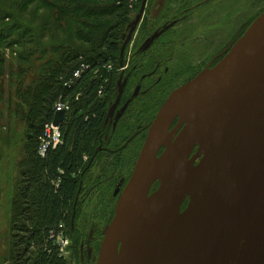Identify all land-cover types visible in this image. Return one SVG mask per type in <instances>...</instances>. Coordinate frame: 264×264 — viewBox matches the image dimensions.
I'll return each instance as SVG.
<instances>
[{
  "label": "water",
  "instance_id": "water-1",
  "mask_svg": "<svg viewBox=\"0 0 264 264\" xmlns=\"http://www.w3.org/2000/svg\"><path fill=\"white\" fill-rule=\"evenodd\" d=\"M146 4L142 0L141 15ZM263 38L264 10L218 63L162 104L96 264H264V62L255 64ZM120 98L121 93L109 117ZM64 116L57 112L54 124ZM156 182L158 189L148 196ZM146 197L152 203L141 247L137 236ZM188 197L185 210L173 218ZM183 231L186 248L176 258L168 253Z\"/></svg>",
  "mask_w": 264,
  "mask_h": 264
},
{
  "label": "rangeland",
  "instance_id": "rangeland-1",
  "mask_svg": "<svg viewBox=\"0 0 264 264\" xmlns=\"http://www.w3.org/2000/svg\"><path fill=\"white\" fill-rule=\"evenodd\" d=\"M17 1L7 3L15 9ZM148 1L142 15L139 7L129 16L117 96L108 106L105 132L84 173L83 193L74 205L71 224L60 227L62 236L54 243L64 247L62 254L68 264H96L113 219L115 196L132 174L148 133L147 124L162 104L211 61L218 63L264 10V0ZM36 8L35 4L25 9L26 20L38 23L35 16L48 15L46 11L33 13ZM19 28L15 26L7 39L20 38L26 30ZM30 42L28 46H33L34 41ZM75 44L79 48L90 46L79 40ZM19 49L17 44L3 47L0 67V264H11L13 236L23 234L15 227L19 221V182L32 143L29 119L34 118V107L40 104L24 90L36 85L34 80L44 70L40 65L54 58L43 55L41 49L28 60L20 59ZM120 93V106L109 117ZM136 132L139 134L132 138Z\"/></svg>",
  "mask_w": 264,
  "mask_h": 264
},
{
  "label": "trees",
  "instance_id": "trees-1",
  "mask_svg": "<svg viewBox=\"0 0 264 264\" xmlns=\"http://www.w3.org/2000/svg\"><path fill=\"white\" fill-rule=\"evenodd\" d=\"M8 1L0 0V67L3 47L13 44L20 46V59L28 60L41 49L43 55L54 56L40 65L44 70L34 80L36 85L24 90L40 104L29 119L32 143L19 182L15 224L23 234L13 236L11 264H68L54 243L60 225L71 224L74 205L83 193L84 173L105 132L108 106L117 96L123 34L141 0L134 9L130 0H18L15 9ZM35 4L33 13L48 14L35 16L38 23L23 16ZM15 26L26 31L8 40ZM75 40L90 46L79 48ZM30 41L33 46H28ZM60 100L71 105L62 125L63 142L55 149L49 144L42 156L40 138Z\"/></svg>",
  "mask_w": 264,
  "mask_h": 264
},
{
  "label": "bare ground",
  "instance_id": "bare-ground-1",
  "mask_svg": "<svg viewBox=\"0 0 264 264\" xmlns=\"http://www.w3.org/2000/svg\"><path fill=\"white\" fill-rule=\"evenodd\" d=\"M255 51H257L255 64L258 67H260L262 65V63L264 62V38L260 39V42H259L257 48H255ZM255 70L256 69H254V71ZM254 81H256V78H254ZM194 184H195V179L192 181H189L187 184L180 186L179 190H186L190 185H194ZM151 203L152 202L150 200H148V198L146 197V199L142 203V206L140 207L139 233L137 236V240H138L139 245H141V243L143 241L144 225H145V222H146V220L150 214ZM179 211L180 210L178 208L174 209L173 218L179 214ZM171 226H173V225H171ZM187 240H188V233L186 231H183L181 234H179V236L175 239V241L171 245V250L169 251L168 254L173 255L176 258H180V256L183 254V252L186 248ZM141 247H142V245H141Z\"/></svg>",
  "mask_w": 264,
  "mask_h": 264
},
{
  "label": "built area",
  "instance_id": "built-area-1",
  "mask_svg": "<svg viewBox=\"0 0 264 264\" xmlns=\"http://www.w3.org/2000/svg\"><path fill=\"white\" fill-rule=\"evenodd\" d=\"M140 2V0H130L129 1V7L131 9H134L135 5ZM113 63L111 64L110 66V69L112 68ZM124 69V67H121V70ZM71 110V105H70V102L69 101H57L55 104H54V115L56 112H59V111H64L66 113V116H65V119L64 121L66 122L67 118H68V115H69V112ZM54 119V117H53ZM53 119L46 123L45 124V129H44V134L41 136V145H40V148H39V153L44 156L45 153H46V150L48 149L49 147V144H51L52 148H57V146L61 145L62 142H63V130H62V125H55L53 123ZM63 121V123H64ZM87 159V157H85V160ZM61 226H64V225H60ZM61 232L57 234V238L60 236ZM62 236V234H61ZM64 241V240H63ZM59 247V250H60V254L63 255L62 253L64 252V247L62 245H58Z\"/></svg>",
  "mask_w": 264,
  "mask_h": 264
},
{
  "label": "flooded vegetation",
  "instance_id": "flooded-vegetation-1",
  "mask_svg": "<svg viewBox=\"0 0 264 264\" xmlns=\"http://www.w3.org/2000/svg\"><path fill=\"white\" fill-rule=\"evenodd\" d=\"M214 62H216V61H214ZM209 65L210 66H213V61H211L210 63H209ZM215 65V64H214ZM121 99V98H120ZM121 101V100H120ZM120 101H119V104H118V106H117V108L120 106ZM115 103V102H114ZM117 108H116V110H115V112L117 111ZM157 115V114H156ZM156 117V116H155ZM155 117L147 124V128H149V126L151 125V123L153 122V120L155 119ZM176 123H177V120L176 121H174V123L171 125V127H170V130L176 125ZM139 134V132H136V134L132 137V138H134L135 136H137ZM148 134V133H147ZM132 138H130L128 141H130ZM146 138H147V136H146ZM146 140V139H145ZM145 142V141H144ZM127 144V143H126ZM125 146V145H124ZM109 150V152H113V151H115L114 149H108ZM163 150H164V148H162L161 150H160V153H162L163 152ZM102 151H104L103 149H102ZM117 151V150H116ZM115 151V152H116ZM197 151V149H195L194 151H193V153H192V155L195 153ZM159 153V154H160ZM131 176V175H130ZM130 176H129V178H128V180L125 182V184L123 185V186H121V188L119 189V191H118V195L117 196H115L116 198H117V202H116V205H117V203H118V200H119V197H120V195H121V193H122V191H123V189H124V187H125V185L127 184V182L129 181V179H130ZM158 187H159V182H156V183H154L153 184V186L151 187V189H150V191H149V195H152L157 189H158ZM188 202H189V200L188 199H186V200H184V202L182 203V205H181V207H180V212H182V211H184V209L187 207V205H188ZM116 205H115V208H116ZM114 214H115V209H114ZM114 214H113V216H114Z\"/></svg>",
  "mask_w": 264,
  "mask_h": 264
},
{
  "label": "crops",
  "instance_id": "crops-1",
  "mask_svg": "<svg viewBox=\"0 0 264 264\" xmlns=\"http://www.w3.org/2000/svg\"><path fill=\"white\" fill-rule=\"evenodd\" d=\"M147 4L149 5V1L147 0ZM147 4H146V8H147ZM158 5L156 4V6L154 5L153 6V9L155 8V7H157ZM146 10V9H145Z\"/></svg>",
  "mask_w": 264,
  "mask_h": 264
}]
</instances>
